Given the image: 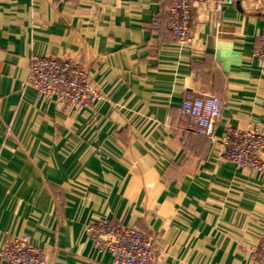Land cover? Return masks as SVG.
<instances>
[{"label": "crops", "instance_id": "1", "mask_svg": "<svg viewBox=\"0 0 264 264\" xmlns=\"http://www.w3.org/2000/svg\"><path fill=\"white\" fill-rule=\"evenodd\" d=\"M174 2L0 0V249L26 235L52 264H112L85 231L106 219L153 239L150 264H251L264 179L178 122L193 89L220 100L216 136L264 128V0L200 12L185 46L166 28ZM33 55L80 61L101 98L74 112L38 100Z\"/></svg>", "mask_w": 264, "mask_h": 264}, {"label": "built area", "instance_id": "2", "mask_svg": "<svg viewBox=\"0 0 264 264\" xmlns=\"http://www.w3.org/2000/svg\"><path fill=\"white\" fill-rule=\"evenodd\" d=\"M236 1L253 12L259 11L262 6V0H175L166 8V28L178 46H185L192 39L197 14L210 11L216 15L223 7L231 6ZM255 40L257 47L253 55L264 66V32L257 35ZM26 84L34 89L38 100H54L67 112L82 110L102 96L85 66L71 58L33 55ZM219 109V98L189 89L183 94L179 106L178 126L183 131L206 138L216 146L219 160L264 179V128H231L223 136H216L214 128ZM252 226V230L246 232L253 241L248 248V259L251 264H264V221L252 222ZM85 231L97 252L112 256V264H150L158 256L153 239L135 224L121 226L111 224L106 219H95L86 226ZM0 259L1 264H52L46 253L26 235L12 237L0 249Z\"/></svg>", "mask_w": 264, "mask_h": 264}]
</instances>
